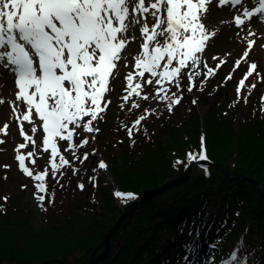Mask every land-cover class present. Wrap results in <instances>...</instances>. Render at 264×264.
Returning a JSON list of instances; mask_svg holds the SVG:
<instances>
[{"label": "rangeland", "instance_id": "rangeland-1", "mask_svg": "<svg viewBox=\"0 0 264 264\" xmlns=\"http://www.w3.org/2000/svg\"><path fill=\"white\" fill-rule=\"evenodd\" d=\"M136 1L144 11L149 10L150 1L156 2ZM215 1L186 0L184 18L178 30L168 21L163 8L159 16L152 18L154 15L149 16V12L135 14L134 8L127 5L130 17L118 39L122 52L113 66V72L92 77L85 88L71 89V108L61 119L60 131L52 139L50 148L42 144L46 135L43 132L44 122L37 112L38 99L32 100V96L26 98L23 81L14 79L10 72L13 68L11 59L6 56L8 53L13 55L10 42L3 43L5 46L1 51L5 53V63L2 64L7 67L0 65V209H13L15 216L19 212L20 219L26 220V225L34 229L43 227L48 216L44 203L50 201L45 199L38 208L39 201H42L38 198L41 193L38 180L43 178L45 186L48 185L46 196L50 197L55 190L69 191L74 179L65 170H56L60 166L59 156L61 151H73L80 144L83 148L78 153L92 158L93 163L99 159L106 160L107 152L114 151L113 160L117 167L130 168V163L139 157L137 152L145 145L162 148L174 133L185 137L188 130L189 134L193 131L194 126L202 131L205 118L218 121L228 119L232 127L237 126L244 116L240 109L242 102L239 101L243 91L251 83L264 81V32L255 34L251 29L256 22L260 24L259 18H253L246 24L240 22L237 1L228 0V3L222 4ZM4 3L0 2V12L6 9ZM189 3L191 6H188ZM253 8L250 13L256 11ZM3 22L6 26L9 21ZM155 26L160 34L155 41L148 40ZM201 26L207 30L203 41L201 36L194 35ZM15 42L12 40L11 44ZM87 52L96 56L94 64L98 66L97 47L89 48ZM150 56L152 59H149ZM145 61L152 62L153 76L145 73ZM14 81L21 88L14 89ZM8 84L12 86L9 94L2 90ZM94 84L97 86L93 88ZM260 87L264 89V83ZM252 99H255V94H250L249 100ZM250 104L244 106L248 109H253V106L261 108L255 102L253 106ZM132 120L139 123L135 126L137 121H134L132 127ZM127 127H132L131 134L127 133ZM86 139L87 144L83 142ZM80 162H83L82 157L79 160L76 157L72 163L78 165ZM83 165L81 169L84 170L80 173L86 181L98 180L96 166L86 168ZM80 173L75 182L82 179ZM103 174L110 190L118 194L113 185L114 181L118 185L113 169L105 168ZM56 175L57 180H52ZM51 176L52 179H49ZM64 178L66 188L62 184ZM73 191L82 195L81 206L93 197L90 188L84 191L73 188ZM103 202L99 201V204ZM121 204L113 207L114 214L121 211ZM131 204L124 202L122 211L127 212ZM10 213L8 210L0 214V225L7 222L9 217H5ZM2 237L7 240V237Z\"/></svg>", "mask_w": 264, "mask_h": 264}, {"label": "trees", "instance_id": "trees-1", "mask_svg": "<svg viewBox=\"0 0 264 264\" xmlns=\"http://www.w3.org/2000/svg\"><path fill=\"white\" fill-rule=\"evenodd\" d=\"M263 83H251L243 91L239 101L244 116L235 127L228 119L205 118L202 131L194 126L185 137L174 133L162 148L145 145L130 168L117 167L114 151L97 163L86 155L77 156L83 162L76 164L74 175L68 171V176L75 180L84 170L82 163L86 168L96 166L98 180L88 183L80 173L82 179L73 185L83 191L90 188L93 197L81 206L82 195L73 188L55 190L48 198L51 202L44 204L48 216L40 229L27 226L13 209H0V214L11 211L5 217H9L7 222L0 225V264H85L126 212L122 211L124 202L131 204L145 191L175 180L188 166L190 178L185 185L161 194L149 206H139L132 218L122 221L110 240L111 256L99 264H195L204 257L206 264H264V201L254 186L237 177L254 180L264 189ZM250 94L255 99L249 100ZM249 102L261 108L248 109L244 104ZM200 148L206 150L207 162L202 165L195 163ZM100 162L113 169L118 194L104 179ZM61 166V170H69L65 163ZM64 181L66 178L62 184ZM118 204L121 211L114 214Z\"/></svg>", "mask_w": 264, "mask_h": 264}, {"label": "water", "instance_id": "water-1", "mask_svg": "<svg viewBox=\"0 0 264 264\" xmlns=\"http://www.w3.org/2000/svg\"><path fill=\"white\" fill-rule=\"evenodd\" d=\"M214 167L220 170L224 175L232 177V175L229 172L223 170L220 166L215 165ZM189 170L190 169L188 168L184 173V175L179 179L170 181L157 189L145 191L139 200L133 202L129 211L118 218L114 226L105 235L102 243L93 249L90 259L85 264H99L101 262L106 261L111 255L110 239L120 230L122 221L133 217L137 212L139 206H147L152 202H155L160 194L165 193V191H167L168 189L170 190L171 187L175 188L176 186L178 187L184 184L185 182H187L189 179ZM237 177L243 178L247 180L249 183H251L261 193V199L264 201V189L258 182L241 176H237ZM100 250L102 251L98 254Z\"/></svg>", "mask_w": 264, "mask_h": 264}, {"label": "bare ground", "instance_id": "bare-ground-1", "mask_svg": "<svg viewBox=\"0 0 264 264\" xmlns=\"http://www.w3.org/2000/svg\"><path fill=\"white\" fill-rule=\"evenodd\" d=\"M9 1V12L7 13V15L5 14H0V16H2V18H8V19H13V21L15 20V17H14V11L15 9L17 8V6L15 5V2L16 0H8ZM251 5H255V0H247V1H240V10H241V14L244 16L245 20L246 21H249L250 18L252 17L251 14H248V9ZM135 6L138 8L139 11H141V6L138 5V4H135ZM153 11L150 12L149 16H153L152 18H155L157 15H156V11L157 10H160L159 6L156 4V3H153ZM140 13V12H139ZM220 14H223L225 15L226 12H219ZM77 20L78 22L80 21L79 20V17L77 16ZM86 25V24H85ZM251 29L256 31L258 34H261L264 32V23H262V26H259L258 25V22L255 23V25L251 26ZM15 37V34L12 32V31H9L7 33H5V41H9L11 42V40H13ZM22 40L23 41V44L20 43L21 46H23L28 52L29 51H41V49L39 48V46L37 44L34 43V41L32 40V38L30 36H19L18 38H16V43L19 44V41ZM99 41L100 42V39H96L95 42ZM18 44H15V47L18 45ZM101 44V42H100ZM29 54H31V52H29ZM8 55V57L12 60V63L13 65L15 64V60H14V57H11L10 54H6ZM33 55V54H31ZM59 55V53H58ZM3 56L4 54L3 53H0V65L4 68H6V65L2 64L3 63ZM13 58V59H12ZM13 84V87L14 89H17L18 87H20V85L12 82ZM34 85H29V88H30V92L32 94H35V90H34ZM36 87V85H35ZM3 91H7V93L9 94L10 93V90H12V86L10 84H8V87H5L4 89H2ZM36 96V94H35Z\"/></svg>", "mask_w": 264, "mask_h": 264}]
</instances>
